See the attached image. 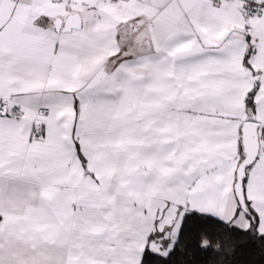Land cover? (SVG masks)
<instances>
[{"label":"snow or ice","instance_id":"obj_1","mask_svg":"<svg viewBox=\"0 0 264 264\" xmlns=\"http://www.w3.org/2000/svg\"><path fill=\"white\" fill-rule=\"evenodd\" d=\"M197 253L264 264V0H0V264Z\"/></svg>","mask_w":264,"mask_h":264},{"label":"trees","instance_id":"obj_2","mask_svg":"<svg viewBox=\"0 0 264 264\" xmlns=\"http://www.w3.org/2000/svg\"><path fill=\"white\" fill-rule=\"evenodd\" d=\"M209 227H212L211 225ZM213 253H197L195 256L196 264H212Z\"/></svg>","mask_w":264,"mask_h":264}]
</instances>
